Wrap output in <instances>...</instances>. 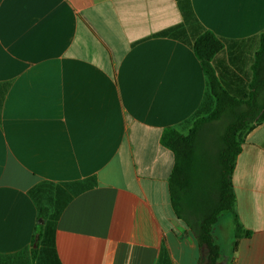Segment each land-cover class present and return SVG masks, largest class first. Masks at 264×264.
I'll use <instances>...</instances> for the list:
<instances>
[{
  "label": "crops",
  "instance_id": "crops-1",
  "mask_svg": "<svg viewBox=\"0 0 264 264\" xmlns=\"http://www.w3.org/2000/svg\"><path fill=\"white\" fill-rule=\"evenodd\" d=\"M189 2L224 44L219 79L237 67L250 83L264 0ZM190 32L178 0H0V264H34L39 209L57 200V188L36 198L42 183L71 187L52 220L59 264L200 263L160 143L214 103ZM231 184L234 211L211 229L216 264H264V121L240 137Z\"/></svg>",
  "mask_w": 264,
  "mask_h": 264
},
{
  "label": "trees",
  "instance_id": "trees-1",
  "mask_svg": "<svg viewBox=\"0 0 264 264\" xmlns=\"http://www.w3.org/2000/svg\"><path fill=\"white\" fill-rule=\"evenodd\" d=\"M178 3L184 26L191 30L193 52L207 78L214 106L206 116L196 119L186 133L165 129L160 143L174 156L168 178L174 215L192 231L202 256L199 264H216L219 248L211 229L220 213L234 211L231 175L240 151V137L264 121V33L260 35L259 49L251 68L247 97L238 99L222 84L212 66L213 58L222 51L224 44L212 32L199 26L189 0H178ZM184 30L178 29L177 34L181 35ZM56 193L54 213L50 214L47 207H40L38 212V220L43 223L35 230L38 246L32 249L34 264H59L52 239V220L71 194L59 187ZM61 195L62 200H58ZM243 234L235 220L236 240Z\"/></svg>",
  "mask_w": 264,
  "mask_h": 264
},
{
  "label": "rangeland",
  "instance_id": "rangeland-1",
  "mask_svg": "<svg viewBox=\"0 0 264 264\" xmlns=\"http://www.w3.org/2000/svg\"><path fill=\"white\" fill-rule=\"evenodd\" d=\"M234 70L238 73L235 74V72H232L234 76H223L221 77V82L222 84L235 96L238 97V99H245L248 94V77L242 74V70L237 67L234 68ZM213 102L211 109L213 108ZM64 190H68L71 188L70 186H61ZM58 188L52 184H47V183H42L40 184L36 191H35V196L40 202H48L51 201V197L53 193H55V189ZM60 188V187H59Z\"/></svg>",
  "mask_w": 264,
  "mask_h": 264
},
{
  "label": "water",
  "instance_id": "water-1",
  "mask_svg": "<svg viewBox=\"0 0 264 264\" xmlns=\"http://www.w3.org/2000/svg\"><path fill=\"white\" fill-rule=\"evenodd\" d=\"M39 222L41 223V222H42V220H40ZM37 245H38V238H35V239L33 240L32 247H33V248H36V247H37Z\"/></svg>",
  "mask_w": 264,
  "mask_h": 264
}]
</instances>
